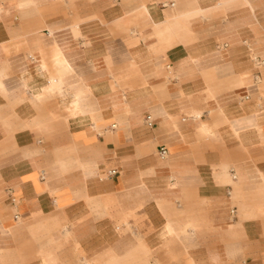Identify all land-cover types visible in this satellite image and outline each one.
<instances>
[{
  "label": "crops",
  "instance_id": "1",
  "mask_svg": "<svg viewBox=\"0 0 264 264\" xmlns=\"http://www.w3.org/2000/svg\"><path fill=\"white\" fill-rule=\"evenodd\" d=\"M0 264H264V0H0Z\"/></svg>",
  "mask_w": 264,
  "mask_h": 264
},
{
  "label": "bare ground",
  "instance_id": "2",
  "mask_svg": "<svg viewBox=\"0 0 264 264\" xmlns=\"http://www.w3.org/2000/svg\"><path fill=\"white\" fill-rule=\"evenodd\" d=\"M59 63H60L59 61H55V62H54V67L57 68ZM69 67H70V66L68 65V66H66L64 69H67V70H68ZM37 68L39 69L40 67H37ZM36 76L40 77V74L37 73ZM52 82H53V83H57V81H55V80H52ZM53 83H52V84H53ZM53 86L55 87V85H53ZM76 95H77V100H80L81 97H82V93H77Z\"/></svg>",
  "mask_w": 264,
  "mask_h": 264
},
{
  "label": "built area",
  "instance_id": "3",
  "mask_svg": "<svg viewBox=\"0 0 264 264\" xmlns=\"http://www.w3.org/2000/svg\"><path fill=\"white\" fill-rule=\"evenodd\" d=\"M160 155L164 158V157H167V155H168V150L166 149V148H162L161 150H160ZM112 174H115L116 173V171H112L111 172Z\"/></svg>",
  "mask_w": 264,
  "mask_h": 264
}]
</instances>
